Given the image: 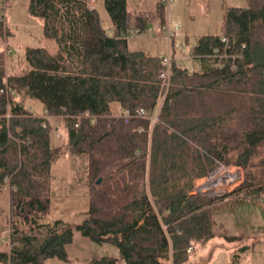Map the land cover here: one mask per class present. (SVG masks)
Listing matches in <instances>:
<instances>
[{"label": "trees", "instance_id": "1", "mask_svg": "<svg viewBox=\"0 0 264 264\" xmlns=\"http://www.w3.org/2000/svg\"><path fill=\"white\" fill-rule=\"evenodd\" d=\"M91 1L26 0L54 49L24 47L27 67L18 72L6 71L0 43V188L7 187L8 209L0 264L66 260L76 232L116 250L85 264H185L213 236L212 206L227 193H189L193 178L219 161L242 169L234 192L264 190V0L227 6L218 32L187 49L198 65L172 62L166 87L161 55L130 49L119 35L143 28L146 16L126 0H102L110 34ZM164 7L155 0L159 24ZM4 21L0 41L9 32ZM139 106L144 115L120 116ZM50 119L61 121L60 144H51ZM60 149L83 161L87 206L74 224L45 220Z\"/></svg>", "mask_w": 264, "mask_h": 264}, {"label": "rangeland", "instance_id": "2", "mask_svg": "<svg viewBox=\"0 0 264 264\" xmlns=\"http://www.w3.org/2000/svg\"><path fill=\"white\" fill-rule=\"evenodd\" d=\"M154 1L126 0V4L130 10L144 11L153 7ZM247 2L248 0H171L167 7H164V19L170 23L178 24L180 36L177 37V42L182 45L179 51L174 52V56L179 57L177 56L179 53L186 55V50L199 35L218 32L219 23L227 6L245 5ZM3 3V0H0V13L4 15V22L9 28V32L0 41L5 50V68L8 72H18L27 67V63L23 59L24 47L43 46L52 51L54 43L42 35L39 18L27 12L26 0H7ZM92 3L97 10L100 24L107 27L109 18L102 0H93ZM153 24L152 32L150 30L134 37H127L128 48L140 49L146 54H165L166 42L160 30L161 24L159 30L156 29L157 22L155 21ZM185 55L180 56L187 58ZM26 104L34 113L41 114L43 111L40 102L36 99L29 98L26 100ZM50 122L53 126L56 125L51 133V144H60L62 141L61 121L50 119ZM108 175V169H105L101 174L102 177ZM197 181L199 179L193 178L191 190H195L194 184ZM243 192V189L238 192H227L224 194L223 201L213 205L211 214L214 232L245 234L236 238L234 242L223 236H214L207 246L196 252L202 254L203 257L206 254L204 258L209 257L208 264H228L223 260V255L225 259L228 256V258H232V254L238 249H234V244L238 245L239 242L248 246L245 251L241 252L242 257L239 259V264H264V206L257 203V195L264 194V190L246 194ZM196 193L217 195V193L198 191ZM49 199V213L45 220L61 218L74 224L81 219L82 211L87 206V194L83 161L80 156L70 155L64 149H60L51 164ZM7 223V187L4 184L0 188V240L4 238ZM2 244L0 241L1 247ZM65 252L66 260L50 257L46 260V264H85L91 256L115 253L116 250L111 244L95 243L76 232L72 240L65 245Z\"/></svg>", "mask_w": 264, "mask_h": 264}, {"label": "built area", "instance_id": "3", "mask_svg": "<svg viewBox=\"0 0 264 264\" xmlns=\"http://www.w3.org/2000/svg\"><path fill=\"white\" fill-rule=\"evenodd\" d=\"M170 1L171 0H161L165 7H167V4ZM89 5H92L91 2H89ZM1 19H3V16L0 13V20ZM150 30V26H144L143 28H140L136 25H131L126 27L125 30L119 31V35L126 38L134 37ZM160 30L166 42V52L165 54L160 56V68L158 76L161 78L163 85L166 87L172 62L176 66H181V57H175L174 52L179 51L182 45L180 42H177V37L179 36L177 23H170L167 19H164V21L160 25ZM108 32L112 34V31L110 29L108 30ZM215 51L216 50H214V52ZM9 92L12 93V89H9ZM131 115H144V109L140 106L136 107L134 114H131L126 109H124L120 114L124 121H127ZM93 119L94 117L92 116L91 120ZM242 178L243 174L240 166L236 164H223L222 162L218 161L214 168L208 171L205 175L201 177H195V179H199V181L194 184V187L198 192L220 194L233 191L241 183ZM257 196V203L261 206H264V194L259 193ZM189 249L190 246L187 248V250Z\"/></svg>", "mask_w": 264, "mask_h": 264}, {"label": "crops", "instance_id": "4", "mask_svg": "<svg viewBox=\"0 0 264 264\" xmlns=\"http://www.w3.org/2000/svg\"><path fill=\"white\" fill-rule=\"evenodd\" d=\"M7 0H3V2L5 3ZM93 1H91V4L94 6V4L92 3ZM3 3V4H4ZM154 4H155V1H154ZM127 5V4H126ZM153 9H154V5H153V7H151V8H148L147 10H144V11H141V10H130V9H128L130 12H132V13H139V14H143V16H146L145 17V21L143 22L144 23V26L146 27V26H150L151 27V32L153 31V27H154V22L156 21L157 22V20L156 19H154L153 17H152V12H153ZM2 16H3V19L5 20V17H4V15L2 14ZM157 24H158V27H156V29H158L159 30V23L157 22ZM8 26V25H7ZM153 26V27H152ZM104 28H106L107 30H111V24H110V21L108 22V24H107V27H104ZM160 33V32H159ZM162 36H163V34H162ZM180 36V35H179ZM178 36V37H179ZM185 37V36H184ZM185 39H186V37H185ZM187 48V47H186ZM185 48V49H186ZM181 52H182V50H181ZM186 54H187V50H186ZM180 55H185V54H183V53H179L177 56H179V57H181ZM187 58H185L184 56H182L181 57V60H180V64L182 65L183 63H185L184 65H186L187 67L189 66V67H196V65H198V62L196 61V60H192V59H190L189 57H188V55H185ZM225 199V198H224ZM215 206V205H214ZM214 206H212V208L214 207ZM212 215V214H211ZM213 225H214V223H213ZM213 225H212V228H213ZM212 231H213V229H212ZM223 231V230H222ZM245 233H238V234H228V233H224V232H217V231H213V236L207 241V243H206V245L205 246H207L208 244H209V242H210V240L214 237V236H223L224 238H225V235H234V238L232 239V241L234 242V241H236V238H238V237H240V236H242V235H244ZM223 239V238H222ZM224 240V239H223ZM241 242H239L238 243V245L237 244H234V249L236 250L237 248H239L240 246H245V248H244V250L243 251H245L247 248H248V246H247V244H240ZM240 244V245H239ZM238 250V249H237ZM242 251V252H243ZM204 257H206V254H204ZM203 257V255L202 254H200V253H194L193 255H191L188 259H187V261L185 262V264H208V261H209V257L208 258H204ZM229 257V256H228ZM224 258V255H223V260H225L226 261V263H228V264H230L229 263V258ZM241 257H242V254H241ZM241 257H240V259H241Z\"/></svg>", "mask_w": 264, "mask_h": 264}, {"label": "water", "instance_id": "5", "mask_svg": "<svg viewBox=\"0 0 264 264\" xmlns=\"http://www.w3.org/2000/svg\"><path fill=\"white\" fill-rule=\"evenodd\" d=\"M99 180H100V177H97L95 181L97 182ZM189 193H196V191L192 189V190L189 191Z\"/></svg>", "mask_w": 264, "mask_h": 264}]
</instances>
